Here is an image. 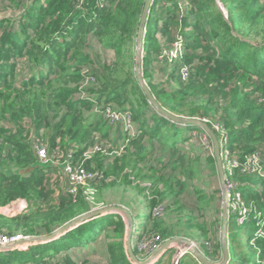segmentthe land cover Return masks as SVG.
Here are the masks:
<instances>
[{"label":"trees","instance_id":"16d2710c","mask_svg":"<svg viewBox=\"0 0 264 264\" xmlns=\"http://www.w3.org/2000/svg\"><path fill=\"white\" fill-rule=\"evenodd\" d=\"M12 2L19 5L16 14L0 17V231L49 235L93 211L82 190H67L62 174L63 186L53 185L61 153L70 152L98 173L96 194L111 191L128 200L121 206L131 223L119 211L98 214L51 241L0 251V261L89 264L88 254L102 253L104 264H134L128 229L140 259L135 241L145 236L159 235L162 244L184 232L208 238L200 213L206 209L192 205L184 213L183 201L191 184L202 206L215 202L197 185L203 158L220 178L214 141L207 131L213 150L191 153L183 144L206 129L160 114L141 88L136 46L146 0ZM98 46L114 57L104 59ZM142 49L152 95L172 114L208 124L226 182L235 185L229 200L247 208L239 220L240 209L228 205L225 264H264V0H152ZM90 76L94 82H86ZM110 106L129 111L135 129H114L121 122L108 120ZM102 143L106 151L86 156ZM38 147L56 163H42ZM256 153L260 169L248 161ZM232 159L237 166H230ZM222 243L218 234L211 246L194 244L218 262ZM172 251L151 264H172ZM177 264L204 263L187 251Z\"/></svg>","mask_w":264,"mask_h":264},{"label":"rangeland","instance_id":"374dc122","mask_svg":"<svg viewBox=\"0 0 264 264\" xmlns=\"http://www.w3.org/2000/svg\"><path fill=\"white\" fill-rule=\"evenodd\" d=\"M18 8H19V5L18 6L15 5L12 2V0H0V17L12 16V15L16 14L15 11ZM223 11H224V14L226 15L227 12H226V10L224 8H223ZM97 48L99 49L98 51H100L102 53L104 59L111 60L114 57V52L112 50L101 48V46H98ZM147 113L149 114L150 110H148ZM124 124L123 123L122 124L121 123L113 124L114 125L113 127H114V129L115 128H117V129L126 128ZM133 128H134V126H133ZM211 143H212V141L209 138L207 130H203V128H202V129H199V130L194 132L192 144L188 143V144H183V145L184 146L186 145L185 147H187L188 150L191 148V150H190L191 153L200 152V153H204L205 154V153L213 150V147H212ZM99 147L102 150H107V148H108L106 146V143L100 144ZM202 163H203L202 164L203 174H201V180H199L200 178L198 179L197 185L200 188L202 187V189H204V191L207 194V199H209L210 196H215L216 197L215 202L212 203V204H204L205 206H202L201 205V201L198 200L197 197H195V195L192 196V193H193L192 189L193 188H192L191 184H189L190 188L185 193L186 194L185 195L186 200L184 199L183 203L185 201L187 203V206H186V208L184 210V213H187V211L189 209H191L190 206H192V205L195 208L203 207V208L206 209L205 211H201L200 213H202V216L204 217V220L206 221V223L208 225V228H209L208 238H205V237L200 238L201 236L199 238L198 237L197 238H195V237L191 238V237H188L190 235L188 233H186V232L181 233L180 234L181 236H179L178 238H183V239H185V240H187V241H189L191 243H197V242L203 240L205 242V244L211 246L214 243V241H216L217 235L218 234H222L221 233L222 232V227H223L222 208H223V204H224L225 199H224V195H223V187H222V185L219 182L220 178L215 176V175L213 176V174L210 172V170L206 167L207 166V162L205 161L204 158H203V162ZM51 177L54 178V180H53L54 184L53 185L55 186V188L57 187L59 189L61 186H63V179H62L63 177L61 178L60 167L58 168V171H55L53 173V175H51ZM188 183H191V181H189ZM226 183L227 182L225 180V185H226ZM218 186L220 187V190H219ZM112 191H118V190L114 189ZM98 194H99V196H98ZM53 197H55V196L53 195ZM125 197L128 198V195H125ZM229 197H231V194L228 195V198ZM97 198L98 199L101 198V199L98 200ZM203 200H204V198H203ZM92 203L94 205V207H93V211H94L96 209L97 210L98 209H102V208L104 209V208L113 206L114 204H118V205H115V206L122 207L121 205L125 206V205L128 204V200L124 199L123 196L120 193L111 192V191H109L106 195H105V193H103V196L101 197L100 189H99V191L97 190V194L95 193L94 200L92 201ZM228 204H230L232 207H237L236 202L233 201V200H231V201L228 200ZM173 209H174V207L171 209V211ZM241 213L243 214L244 210H242ZM77 217H80V216H77ZM77 217H75V218H77ZM38 229H39V227H38ZM5 232H8V231H5ZM18 232L23 234L24 236L31 237V238L32 237H41V236L44 237V236H47V235L26 234L22 230H20ZM193 232H195V231H193ZM8 233H10V232H8ZM130 234H131V232H130ZM131 240H132V237H131ZM132 244H133V242H132ZM30 245H32V244H29V246ZM29 246L23 247V248H18V249H24V248L26 249ZM193 246H194L195 249H197L196 244H194ZM172 248H173V251H172V253L170 254V256L168 258L172 262L174 261V259L176 257V253H177L178 250H181L183 253H185L187 251H191V249H189L186 245H183L181 243H176L175 246L172 247ZM144 254H146V253H144ZM144 254L140 253L141 256H144ZM20 259L21 258H19L18 260H20ZM145 259H146V257H143L140 260H145ZM106 260H107V256H104V254H102V253H96V254H90V255L88 254L86 256V261L89 264H104L106 262ZM26 264H30V262H28ZM52 264H66V263H61L57 259V260H53ZM82 264H84V263H82Z\"/></svg>","mask_w":264,"mask_h":264},{"label":"built area","instance_id":"2783aa9c","mask_svg":"<svg viewBox=\"0 0 264 264\" xmlns=\"http://www.w3.org/2000/svg\"><path fill=\"white\" fill-rule=\"evenodd\" d=\"M87 81L94 82V78L90 76L86 79V82ZM105 115L111 123L121 122L123 124L125 123L124 125L126 129L128 130L132 131L135 129L133 128L134 124H133L132 114L129 111L118 110L110 106L106 109ZM99 149L100 147L96 145L93 149L86 152V156L90 157L92 153H94L95 151H98ZM37 154H38L39 160L42 163H51V162L56 163V161H54L49 156L48 151L45 147H38ZM60 157L62 159L61 174L67 182V190L72 194H77L80 190H82L85 196L89 200L93 201L94 195L96 193V189L92 185V182L98 177V173L94 170L84 167L82 163L74 162L73 154L71 152L67 154L61 153ZM252 159L255 161L254 162L255 168L260 169L261 168L260 155L256 153L252 157H250L248 161L249 160L252 161ZM228 162L230 166L232 167H235L238 165V162L236 161V159L229 160ZM262 175H264V172ZM234 186H235L234 183H226L228 195L231 194L232 192L231 187L234 188ZM228 195H227V201L230 198V197L228 198ZM237 199H240V196L238 194H237ZM236 204H237V207L240 209L239 220H242V218L244 217V214L246 213L247 208L244 206H241L242 204L241 205H239L238 203ZM242 210H244L243 214L241 213ZM260 235H263V234L260 233ZM30 239L31 237L24 236L23 234L19 232L10 234L5 231H0V251L27 247L29 245L27 241ZM161 240L162 239L159 235L145 236L142 239L141 238L137 239L135 241V246L140 253H143V254L146 253L144 254V257H146V259H149V258H152L154 254L161 248L162 246ZM156 258H154L152 262L156 260ZM0 264H26V263H21V262H16V261L14 262L0 261Z\"/></svg>","mask_w":264,"mask_h":264},{"label":"water","instance_id":"95a60500","mask_svg":"<svg viewBox=\"0 0 264 264\" xmlns=\"http://www.w3.org/2000/svg\"><path fill=\"white\" fill-rule=\"evenodd\" d=\"M152 0H146L145 5H144V9H143V13H142V17H141V22H140V26H139V31H138V41H137V46H136V50H137V54H136V72H137V79L141 85V88L143 89L148 101L155 107V109L162 115L170 118L172 121H176L180 124H198L201 125L202 127H204L212 136L213 141H214V149H215V154L217 157V163H218V169H219V173H220V178H221V184L223 187V194L225 197V201L223 204V227H222V237H223V243H222V248H223V258L218 261V262H213L208 260L206 257H204V255L202 253H200L197 249L194 248V244L183 239V238H172L169 239L167 241H165L161 248L154 254V256L152 258L149 259H145V260H140L134 253V249H133V244H132V240H131V236H130V230L128 229L127 231V250L129 253V257L131 258V260L133 261L134 264H151L152 260L156 257L161 256L167 249L172 248L175 246L176 243H181L183 245H186L189 249H191V252L197 256V258L203 262L204 264H225L228 261L229 258V251L227 248V244H226V225H227V212H228V201H227V188L225 185V176L222 170V161H221V156H220V151H219V145H218V141L214 135V133L212 132V130L209 128L208 124L202 120L199 119H194V118H185V117H180L177 115L172 114L171 112L167 111L165 108H163L155 99V97L152 95L149 87L147 86L144 78H143V73H142V46H143V35H144V23H145V19H146V15L147 12L149 10L150 4H151ZM113 211H119L121 213H123L127 220L128 223H131V219L130 216L128 214V212L120 206H110L107 208H102V209H96L94 211H91L87 214H84L80 217H77L69 222H67L66 224H64L62 227H60L57 231H55L52 234H49L47 236H41V237H32L30 240L27 241L28 244H37L40 242H47V241H51L59 236H61L62 234H64L66 231L72 229L73 227H75L76 225L86 221L87 219L98 215V214H103L106 212H113ZM186 251V250H185ZM183 254L182 251L178 250L176 253V257L174 259V261L172 262V264H177L179 257Z\"/></svg>","mask_w":264,"mask_h":264},{"label":"clouds","instance_id":"9594fccd","mask_svg":"<svg viewBox=\"0 0 264 264\" xmlns=\"http://www.w3.org/2000/svg\"><path fill=\"white\" fill-rule=\"evenodd\" d=\"M153 263V262H152Z\"/></svg>","mask_w":264,"mask_h":264}]
</instances>
